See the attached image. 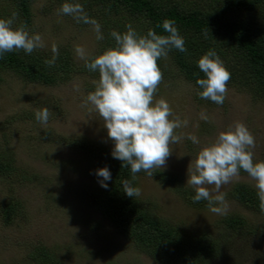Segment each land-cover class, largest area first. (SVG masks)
Masks as SVG:
<instances>
[{
  "label": "rangeland",
  "instance_id": "obj_1",
  "mask_svg": "<svg viewBox=\"0 0 264 264\" xmlns=\"http://www.w3.org/2000/svg\"><path fill=\"white\" fill-rule=\"evenodd\" d=\"M178 1L191 5L206 0ZM64 4L80 5V10L62 13ZM87 7L86 0H30L26 28L44 42V47L36 50L51 52L53 44L66 48L76 66L84 68L85 61L78 58L75 46H83L90 60L97 50L94 23L102 27L95 16L85 21ZM13 14L16 28L23 24L19 12L10 2L0 0V19L12 18ZM160 62L163 80L154 100L163 98L169 103L174 114L170 119L188 121L187 127L175 130L183 138L172 146L162 171L175 175L183 188L195 192L187 183L188 169L201 148L235 122L245 124L255 138L254 161H264L263 102L227 87L222 105H206L197 99L194 87L178 73L168 55ZM71 77L65 83L42 86L0 74V153H8L19 172L29 178L16 184L15 174L0 176V207L9 196L19 203L8 224L0 217V264H45V259L36 258L40 248L48 254V264H156L118 235L87 200V195L100 187L102 178L95 173L101 168L71 142L83 139L109 151L114 142L108 138L99 114L86 103L96 80L87 73ZM44 107L52 113L46 125L35 118V111ZM201 113L207 120L200 118ZM188 134L195 135L200 143L193 144ZM234 184H245L258 193L256 181L241 170L221 188L228 207L226 213L217 214L209 207L188 205L170 186L150 176L137 175L135 179V187L141 190L138 197L152 204L159 216L188 233L204 232L221 238V252L208 264H264V210L249 212L230 199L228 192ZM228 215L242 217L252 233L225 232L219 221Z\"/></svg>",
  "mask_w": 264,
  "mask_h": 264
},
{
  "label": "trees",
  "instance_id": "obj_2",
  "mask_svg": "<svg viewBox=\"0 0 264 264\" xmlns=\"http://www.w3.org/2000/svg\"><path fill=\"white\" fill-rule=\"evenodd\" d=\"M6 1L17 9L23 24L28 25L30 0ZM86 1L88 10L85 21L95 16L101 21L100 29L104 36L103 40H97V50L90 59L107 48L115 47L110 35L113 30L123 34L127 31L126 26L131 25L140 35H146L149 29L159 35H168L162 23L165 19L173 20L187 51L180 52L173 48L167 55L178 73L192 84L197 99L209 106L216 104L201 98L198 93L203 89L196 84L197 79L206 78L198 68V60L212 50L231 74L227 87L247 93L253 100L264 103V0H206L191 5L178 0ZM58 51L59 55L51 67L45 61L53 58L52 51L43 53L34 50L31 54H25L23 50H18L4 53L0 55V74H11L22 82L42 86L65 83L77 73H87L98 80V72L76 66L68 49L58 47ZM160 64L159 59L161 69ZM71 145L98 167H107L110 171L111 179L104 181L108 187L100 186L87 195V200L136 251L156 264H208L221 252V238H212L204 232L188 233L159 216L149 202L124 194L122 182L127 180L135 187L137 175H147L146 172L136 173L134 179L130 166L121 167L122 162L112 157L113 149L109 151L83 139L73 140ZM14 174L16 184L29 181L25 173L19 172L8 153H0V176ZM151 178L170 186L188 205L199 209L208 207L207 201L194 202L195 192L183 188L175 175L155 169ZM228 196L246 211L257 213L261 210L258 193L245 184H234ZM18 204L11 196L1 204L0 217L4 224H8L17 213ZM219 222L229 234L252 233L249 223L240 216L228 215ZM39 250L37 260L45 259V264H48V254L42 248Z\"/></svg>",
  "mask_w": 264,
  "mask_h": 264
},
{
  "label": "clouds",
  "instance_id": "obj_3",
  "mask_svg": "<svg viewBox=\"0 0 264 264\" xmlns=\"http://www.w3.org/2000/svg\"><path fill=\"white\" fill-rule=\"evenodd\" d=\"M78 10L80 5L70 4H64L60 9L65 14ZM14 20L15 14L12 18L0 19V55L18 50L31 54L44 47L39 34H30L24 24L14 28ZM126 28L123 34L113 30L110 35L115 47L107 48L95 58L89 60L86 50L80 45L75 46V52L79 59L85 61L89 71L99 74L94 82L95 90L88 93L86 103H90L99 114L108 138L114 142L112 157L122 162L121 167L130 166L135 179V174L141 171L152 177L153 170H163L172 154V146L183 138L176 135L175 130L187 127L188 121H181L179 117L170 119L174 114L169 103L163 98L154 100V95L163 80L158 60L166 58L173 48L180 52L187 49L173 20L165 19L162 23L168 35H159L153 29H149L146 35H140L131 25ZM94 31L97 40L104 39L98 23H94ZM51 51L53 58L45 61L50 67L59 55L55 44ZM198 68L206 77L196 81L203 89L199 96L222 105L228 92L230 72L212 50L198 60ZM76 90L79 91L78 86ZM51 115L47 107L35 111V118L41 124L46 125ZM200 118L207 120L204 113ZM187 139L193 144L200 143L193 134H188ZM255 147L254 136L242 122H235L220 132L213 143L202 147L188 169L187 183L195 190L193 201H207L213 213H226L228 205L221 188L243 170L256 181L264 210V161H254ZM95 174L102 178L100 186L106 189L108 185L104 181L111 179L108 168L99 169ZM122 184L127 197L141 194L140 188L133 187L129 181Z\"/></svg>",
  "mask_w": 264,
  "mask_h": 264
}]
</instances>
